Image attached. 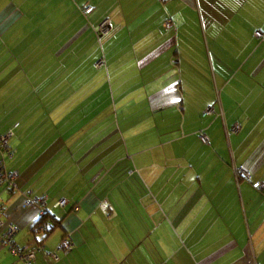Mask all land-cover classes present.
<instances>
[{"label": "crops", "instance_id": "obj_1", "mask_svg": "<svg viewBox=\"0 0 264 264\" xmlns=\"http://www.w3.org/2000/svg\"><path fill=\"white\" fill-rule=\"evenodd\" d=\"M85 14L127 32L111 37L127 44L106 56V100L105 83L80 92L86 71L101 79L83 66L95 53L62 48ZM10 97L0 170L20 177L0 185V216L18 246L43 247L35 264H264V0H0V105ZM27 101L45 124L18 115ZM47 211L62 220L48 237L34 225ZM0 264L26 262L0 244Z\"/></svg>", "mask_w": 264, "mask_h": 264}, {"label": "rangeland", "instance_id": "obj_2", "mask_svg": "<svg viewBox=\"0 0 264 264\" xmlns=\"http://www.w3.org/2000/svg\"><path fill=\"white\" fill-rule=\"evenodd\" d=\"M120 9L118 11H111L109 13L108 10H96L95 13L96 14H99L101 15L100 18H102V21L104 20V18L106 16H108L109 14H120ZM105 14V15H104ZM89 15H86L85 14V20H87L86 22V25L84 26H81L80 24H78L79 26L78 27H74V30L71 31V34L74 33V35H71L70 34V39L73 38V37H76L75 41L73 40H70L68 41L62 48H64L66 46V51H69L70 53H73L74 51L76 50H80V51H87L89 53H95V59L96 57L99 59V58H103V64L102 65H98V63H95L93 59L94 57H91L89 60H88V63L83 65L85 69H89V68H92L94 70H97L99 68H101L103 66V69L101 70V79H97V80H93L92 76H93V72L92 70H88L86 71V77H85V88H89V89H86L84 91H80V92H85L87 93L88 95L93 91V85L95 86H98L100 85V83H105V85H103V88L104 89H100L99 91V94L101 96V100H106L109 98V93H108V88H109V84H108V81H106L108 78V70H107V67H108V64L106 62L107 58L109 59V53L110 52H114L111 51V46H112V42L115 44L116 47H118V49H121L119 48V46H123L124 44L126 45L127 43L126 42H115L112 40L111 37H114V36H120V35H124L126 36V31H124V29H120L121 26H115L113 27L112 30H110L109 32L106 30L107 28H101L100 25H98L97 27H95L92 23V21L88 18ZM101 21V22H102ZM92 34H94V36L92 37ZM60 46H61V43H59ZM59 46V48L57 47H53L54 50L56 49H60L61 47ZM61 48V49H62ZM60 49V50H61ZM124 49V48H122ZM107 56V58H106ZM114 56V54H113ZM112 56V59L113 60V63L115 61H117V59H115L114 57ZM70 64H69V67L72 68V69H75V68H83L82 66V63H80V60H76L74 58H68L67 59ZM72 62V63H71ZM71 76V80H70V92L72 93V95H75L76 96L78 95L77 93V82L75 84H73V76L70 74ZM24 78H27V75L24 74L23 77H21L20 79L18 77H16V81L14 82L13 85H11L12 87H14L13 90H18V87H17V84H19L21 82V85H25L26 83L23 81ZM21 93H26L27 91H20ZM10 93H11V90H10ZM35 93V91H34ZM39 96L37 98H42L43 97V94H44V91L43 89H40L39 90ZM98 94V96H99ZM6 101V104H3L0 109L1 110H5L4 114L5 116H9V113L11 114L12 113V107L13 105L11 104V97L8 98L7 100L4 99ZM22 102H24V100H22ZM69 102H74L75 105H77V102L78 100H69ZM28 101L18 107H14L16 111H18V115L21 114L22 112L25 111V108L28 109L30 108V110L33 112H31L30 114H34L36 115L37 119H40L42 120V122H45L48 121L49 119V115H46V107L44 105H29L27 104ZM12 106V107H11ZM29 106V107H27ZM65 108L67 109H70L71 107H75L73 104H68V105H64ZM69 106V107H67ZM47 109H49L47 107ZM71 110V109H70ZM63 111H65V109H63ZM76 114V111L74 112ZM42 122H36V123H31V125H33L34 127L37 125H41ZM4 135H7V134H4Z\"/></svg>", "mask_w": 264, "mask_h": 264}, {"label": "built area", "instance_id": "obj_3", "mask_svg": "<svg viewBox=\"0 0 264 264\" xmlns=\"http://www.w3.org/2000/svg\"><path fill=\"white\" fill-rule=\"evenodd\" d=\"M89 9V8H88ZM108 25L107 20L102 22L100 25L101 28H106ZM172 25V20H167L165 22L166 27H170ZM256 35H261L260 32H256ZM212 111L211 108H208L205 110V113H210ZM202 139L204 142H208V138L203 135ZM1 144L2 146L6 149H8V134L7 135H2L1 136ZM240 172H242L246 177L251 178V173L248 171H244L243 169H240ZM20 177V172L18 170H7V169H1L0 170V185L4 183L8 184H13V182ZM262 188H264V184L261 185ZM32 201H28V203H32ZM66 200H61L58 203H56V206H64L66 204ZM49 224L44 222L43 225H41L42 228L45 226H48ZM19 232V227L15 223L6 220L0 216V244L3 247H8L12 253L17 255L19 258L23 259L26 264H35V259H36V253L38 250L43 249V247H38L35 249H28L26 247H20L15 243V236ZM62 247L64 249H70L73 247L72 242L70 241H65L62 243ZM52 255L55 258H58V254L52 253Z\"/></svg>", "mask_w": 264, "mask_h": 264}, {"label": "trees", "instance_id": "obj_4", "mask_svg": "<svg viewBox=\"0 0 264 264\" xmlns=\"http://www.w3.org/2000/svg\"><path fill=\"white\" fill-rule=\"evenodd\" d=\"M251 176H252V175H251ZM262 184H264V183H262ZM262 184H261V185H262ZM261 185H260V186H261ZM48 219H50V212H49V211L44 212V213L38 218V220L35 222L34 225H35L36 227L41 226V225H43L44 222L47 221ZM57 219H58V220L55 221V223H53V224H49L48 226H45V227H44V229L47 230V233H46L47 237L50 236V235L52 234V232L55 231V229H56L59 225H61L62 220H61L60 218H57Z\"/></svg>", "mask_w": 264, "mask_h": 264}]
</instances>
